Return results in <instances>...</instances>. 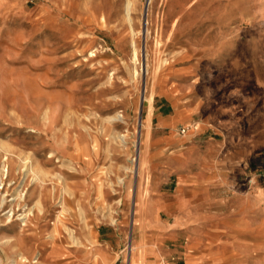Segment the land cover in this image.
Segmentation results:
<instances>
[{
	"label": "rangeland",
	"instance_id": "374dc122",
	"mask_svg": "<svg viewBox=\"0 0 264 264\" xmlns=\"http://www.w3.org/2000/svg\"><path fill=\"white\" fill-rule=\"evenodd\" d=\"M133 1L0 0V264H264V0Z\"/></svg>",
	"mask_w": 264,
	"mask_h": 264
},
{
	"label": "bare ground",
	"instance_id": "6f19581e",
	"mask_svg": "<svg viewBox=\"0 0 264 264\" xmlns=\"http://www.w3.org/2000/svg\"><path fill=\"white\" fill-rule=\"evenodd\" d=\"M151 2V0H147V4L148 5H146V10H147V12H146V10H145V12H146V17H145V21L147 22V20H148V17H147V15H148V9H149V3ZM123 10H124V17H125V20L128 22V24H129V26H131V24H132V19H133V16H132V13H133V9H134V1L133 0H124V2H123ZM103 18V17H102ZM104 19V18H103ZM145 23V22H144ZM147 28L148 27H146V30H147ZM147 34V33H146ZM132 53H131V59H132V61L134 62V64H135V62L138 60V56H137V49H136V46H135V43H134V41H132ZM134 73H135V75L136 74H138V71L134 68ZM139 107H141V105H139ZM141 109V108H140ZM46 110V109H45ZM43 118L44 119H47L48 118V113L46 112V111H44V113H43ZM123 115L122 114H119V113H115V114H112V115H109L108 117H107V121H120V122H124V121H122L123 120ZM140 124H142V123H140ZM125 136H126V134H124V133H118L116 136H114L116 139H118L120 142H125ZM0 147H2V148H4L5 149V151L8 149L7 148V145H6V143L4 144V143H2V142H0ZM50 155V154H49ZM22 163H23V165H24V170L26 171V172H30L31 174H32V180L33 181H41V173H42V171H41V169L38 167V166H36L35 164H33L32 163V161L29 159V158H27V157H25L24 159H22ZM5 168V167H4ZM129 170L131 171V172H134L135 171V166H134V163L132 164V166L131 167H129ZM5 171H6V173H9L8 172V167L7 168H5ZM2 179L3 178H0V183L2 182ZM125 182H124V179L123 178H120V177H118V180H117V184H119V185H121V184H124ZM56 186V185H55ZM54 190V189H53ZM50 196H51V194H50ZM1 198V200H0V202L1 203H3L5 200H4V197H0ZM2 205V204H1ZM13 209V208H12ZM12 213V212H11ZM24 218H25V215H23V216H18L17 217V219H22V220H24ZM11 221V217L10 218H8L7 219V222H10ZM112 222H115V219H113L112 218ZM130 239H132L131 237H130ZM18 259H22V260H25V258L21 255H19V258ZM16 258H12L11 259V264H15L16 263ZM18 261V260H17ZM34 262H36V264H40V263H38V261L37 260H34Z\"/></svg>",
	"mask_w": 264,
	"mask_h": 264
},
{
	"label": "crops",
	"instance_id": "0c3cea01",
	"mask_svg": "<svg viewBox=\"0 0 264 264\" xmlns=\"http://www.w3.org/2000/svg\"><path fill=\"white\" fill-rule=\"evenodd\" d=\"M208 142V141H207ZM212 141H209L208 143H211ZM202 142H200L199 146H196L194 148L195 151L199 154V156L202 157L204 153H202L204 150L202 149ZM199 169V168H198ZM197 173H191L184 175V181L187 183L184 184V188H188L189 191L185 192L184 197L186 198H206L205 189L207 187L206 180H205V174L202 169L197 170ZM256 186H259L256 188ZM254 189V188H253ZM255 190L259 192L260 194H264V185L263 184H256ZM264 198V195H263Z\"/></svg>",
	"mask_w": 264,
	"mask_h": 264
},
{
	"label": "built area",
	"instance_id": "2783aa9c",
	"mask_svg": "<svg viewBox=\"0 0 264 264\" xmlns=\"http://www.w3.org/2000/svg\"><path fill=\"white\" fill-rule=\"evenodd\" d=\"M262 172H263V174H264V168H263Z\"/></svg>",
	"mask_w": 264,
	"mask_h": 264
}]
</instances>
